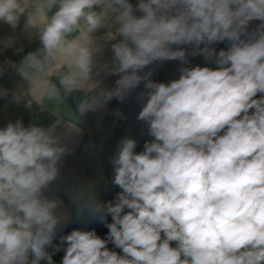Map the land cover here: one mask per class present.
<instances>
[{
    "label": "clouds",
    "instance_id": "9594fccd",
    "mask_svg": "<svg viewBox=\"0 0 264 264\" xmlns=\"http://www.w3.org/2000/svg\"><path fill=\"white\" fill-rule=\"evenodd\" d=\"M0 23L38 41L0 66L20 77L0 99L53 118L0 127V264H56L61 251L60 264H264V0H0ZM17 39L0 51L23 52ZM170 61L178 78L153 80ZM141 85L151 139L142 151L119 140L120 191L104 201L99 179L68 180L62 165L86 116ZM73 212L106 237L73 229L54 243Z\"/></svg>",
    "mask_w": 264,
    "mask_h": 264
},
{
    "label": "crops",
    "instance_id": "0c3cea01",
    "mask_svg": "<svg viewBox=\"0 0 264 264\" xmlns=\"http://www.w3.org/2000/svg\"><path fill=\"white\" fill-rule=\"evenodd\" d=\"M135 3V0H132ZM22 23V22H21ZM17 35V43L15 47H23L24 51L15 53L13 49H6L0 51V66H6V62L11 60L18 62L23 55L28 51L34 50L38 46V41L29 42L20 33V29H17L15 33L13 30L5 24L0 23V38ZM217 50L226 47V44H219L215 46ZM111 53L106 51L104 59L110 60ZM190 65L195 66L197 64L201 66H215L209 65L202 56L192 57L189 56ZM179 62L170 61L164 64L154 65V75L162 78H166V82L176 79L179 76ZM117 77L105 78L104 83L111 87ZM20 77L8 69L3 75H0V88H7L9 90H15L17 82ZM143 90V85L140 88L134 90L129 97L123 103H119L117 100H112L107 106L106 110L98 113H89L82 124V135L74 137L70 141V145L75 149L74 152L67 156L62 165V176L68 180L79 179V181H89L99 179L98 192L100 198L104 201L111 200L115 197L116 193L120 191L117 187L111 184L112 177V165L110 160L115 153L116 146L120 139L125 136H130L137 140V151L143 150V144L146 137V126L136 119L139 108L135 106V95ZM11 92L9 93V95ZM69 103H72L70 100ZM116 109H120L123 113L124 119L116 118L113 113ZM36 119L38 123L47 125L53 119L47 115L34 114L27 110L23 103L16 105L9 102V100L0 99V127H3L7 122H15L17 119H22L27 125L31 120ZM63 196V194L61 193ZM67 204V198L63 197ZM108 222H111L109 216ZM81 221L87 228H100L103 230L108 229L104 224L98 221L85 222L83 220H77L74 212L72 213L71 221L62 229L57 232V240L54 243H59L58 237L65 235L76 229L72 222ZM112 246V245H111ZM119 251L118 249H114ZM52 251V249H49ZM63 256V251L55 253L53 256L56 264H60ZM43 264V262H42Z\"/></svg>",
    "mask_w": 264,
    "mask_h": 264
},
{
    "label": "built area",
    "instance_id": "2783aa9c",
    "mask_svg": "<svg viewBox=\"0 0 264 264\" xmlns=\"http://www.w3.org/2000/svg\"><path fill=\"white\" fill-rule=\"evenodd\" d=\"M138 93H139V92H138ZM138 93H137V94L135 95V97H134V103H135V106H136L137 108L140 109V108H141L142 101L137 99V95H138ZM149 139H151V137H149V136L147 135V133H146L145 141H146V140H149ZM72 224H73V226H74L76 229H80V230H91V229H95L96 232H97V234L100 235L102 238H105L106 235H107V232H108L107 230H103V229H100V228H87V227L84 225V223H82L81 221H73ZM109 247L112 248L111 245H109Z\"/></svg>",
    "mask_w": 264,
    "mask_h": 264
},
{
    "label": "trees",
    "instance_id": "16d2710c",
    "mask_svg": "<svg viewBox=\"0 0 264 264\" xmlns=\"http://www.w3.org/2000/svg\"><path fill=\"white\" fill-rule=\"evenodd\" d=\"M152 79L157 81V82H166V80H167L166 78L164 79L162 77H158V76H155V75H153Z\"/></svg>",
    "mask_w": 264,
    "mask_h": 264
}]
</instances>
